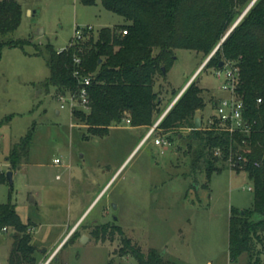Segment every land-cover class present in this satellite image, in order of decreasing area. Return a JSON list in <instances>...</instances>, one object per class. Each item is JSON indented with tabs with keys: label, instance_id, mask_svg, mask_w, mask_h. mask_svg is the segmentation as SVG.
Returning <instances> with one entry per match:
<instances>
[{
	"label": "rangeland",
	"instance_id": "obj_1",
	"mask_svg": "<svg viewBox=\"0 0 264 264\" xmlns=\"http://www.w3.org/2000/svg\"><path fill=\"white\" fill-rule=\"evenodd\" d=\"M18 1L23 6L22 23L7 38L25 39L30 45L5 47L0 58V173L5 176L0 177V203H13L29 225L36 255L42 256L47 248L45 259L68 224L73 226L86 211L50 259L54 258L52 264H138L121 250L125 237L144 252L156 248L176 264H232L231 209L253 206L252 182L246 172L228 162L210 179L204 169L193 171L190 128L169 133L157 129L138 145L158 119L151 127L137 129L125 118L108 135H92L73 115L80 102L61 99L53 87H44L49 69L44 54H35L36 46L44 49L52 43L57 50L66 48L76 26L86 25L93 27L97 40L103 27L117 28L128 21L105 9L99 0L91 6L80 0ZM28 8L35 12L29 14ZM213 51L205 55L175 50L176 59L166 76L158 74L155 83L162 110ZM194 79L204 90L206 105L198 116L202 127H207L215 102L226 93L213 66H203ZM31 128L28 158L11 169L6 157ZM157 136H170V144H155ZM9 170H13L12 184ZM103 224L108 232L98 236L95 228ZM16 233L12 227L0 232V264H9ZM261 260L264 264V247ZM246 261V256L239 260Z\"/></svg>",
	"mask_w": 264,
	"mask_h": 264
},
{
	"label": "trees",
	"instance_id": "obj_2",
	"mask_svg": "<svg viewBox=\"0 0 264 264\" xmlns=\"http://www.w3.org/2000/svg\"><path fill=\"white\" fill-rule=\"evenodd\" d=\"M80 1L88 6L98 2ZM99 1L105 9L128 22L117 28L103 27L97 40L92 31L86 32L82 39L73 37L62 51L52 43L46 44L44 49L36 46L35 54H44L49 69L44 87H53L58 97L67 94L78 96L83 80L90 77L91 84L87 86L88 108L75 109L73 115L77 123L86 126L92 135H108L110 128L125 118L133 127H151L165 111L161 109V97L155 90L157 75L166 76L162 67L169 70L176 59L175 50L189 49L209 55L225 38L205 67H217L221 61H231L238 66V92L246 103L248 116L255 122L252 135L230 134L215 122L207 127L195 128L198 111L206 105L204 90L196 79L182 92L158 127L166 133L180 128L191 129L189 148L193 171L204 169L210 179L220 165L231 161L236 170L247 173L253 186V206L250 209L232 207L229 254L232 264H241L239 260L243 256L247 257L245 264H262L264 0H255L251 6L253 0ZM22 18L23 6L18 0H0V58L5 47L24 49L30 45L25 39L7 38L8 34L19 28ZM229 29L231 32L227 35ZM122 30L127 33L123 34ZM259 98L261 102H258ZM2 125L0 122V136ZM33 131L34 128H31L11 148L6 157L11 169L20 167L27 160ZM217 148L222 150V156L215 155ZM240 156L241 159H238ZM0 177L3 179L4 173H0ZM28 226L13 203H0V232L10 227L18 232L9 264H39L37 247L27 232ZM107 232V226L95 228L98 236ZM121 250L131 254L138 264H176L156 248L144 252L128 237L122 238ZM53 260L48 264H52Z\"/></svg>",
	"mask_w": 264,
	"mask_h": 264
},
{
	"label": "built area",
	"instance_id": "obj_3",
	"mask_svg": "<svg viewBox=\"0 0 264 264\" xmlns=\"http://www.w3.org/2000/svg\"><path fill=\"white\" fill-rule=\"evenodd\" d=\"M92 29L93 27L91 25L88 26L86 25L83 28L76 26L75 38L82 39L86 34V32H90L92 31ZM122 32L123 34L127 33L126 30H122ZM64 49L65 48H61L59 49V51H62ZM215 52L216 49L207 58L203 66L206 65L208 60ZM76 61H79V59L76 58ZM203 66L201 68H203ZM214 70L216 77L218 78V80H220V89L224 91L226 95L217 99L214 113L208 119V125H211L212 123L215 122L219 125L220 129L230 134H241L244 137H250L254 132L255 122L248 116L246 103L242 95L238 92V85L240 82L238 66H236L234 62L228 61V62H224L223 67H219V66L214 67ZM195 76L193 78H190L186 87H188V85L194 80ZM90 84H91V78L86 77L83 80V87L81 88L78 96L75 94H67V95H62L60 98L61 99L68 98L71 99L72 102L74 99H76L77 101L80 102V106L86 109L88 108V104H89L87 86H89ZM182 92H180V94L174 99L173 103L171 104V107L179 98V96L182 94ZM261 101H262L261 98H259L258 102ZM61 108H65V105L62 104ZM165 114H163L160 117V119L155 123V125L149 130V132L145 136L144 141H147L149 138H151V136L154 135L156 130L159 129L158 125ZM155 144L164 147L169 145L170 141L167 137L157 136L155 137ZM222 154L223 152L220 148H217L215 150V155L222 156ZM238 159H241V156L238 157ZM55 162H60V160L56 158ZM230 164L235 166V164L232 163L231 161ZM249 189L253 190V186H250Z\"/></svg>",
	"mask_w": 264,
	"mask_h": 264
},
{
	"label": "crops",
	"instance_id": "obj_4",
	"mask_svg": "<svg viewBox=\"0 0 264 264\" xmlns=\"http://www.w3.org/2000/svg\"><path fill=\"white\" fill-rule=\"evenodd\" d=\"M28 10H32V9H30V8H28ZM206 61H204L201 65H200V67L197 69V71L193 74V76L191 77V78H193L198 72H199V70L201 69V67L204 65V63H205ZM187 84H188V82L184 85V87H182L180 90V92H182L184 89H185V87L187 86ZM180 94V93H179ZM173 103V102H172ZM172 103H170L167 107H166V109H165V111H164V114L170 109V107H171V104ZM161 106H162V104H161ZM57 113L58 114H61V111L60 110H57ZM160 119V118H159ZM158 119V120H159ZM202 123H203V119H202ZM135 128H137V129H143V128H145V126H142V127H135ZM149 130L150 129H148V132H149ZM147 132V133H148ZM147 133H146V135H147ZM145 135V136H146ZM145 136L143 137V139H141V141H140V143L138 144V145H141L143 142H144V139H145ZM145 143H146V141H145ZM98 198V197H97ZM96 198V199H97ZM96 199H94V201L91 203V205L95 202V200ZM86 212V211H85ZM85 212H84V214H85ZM84 214H82L80 217H79V219L73 224V226H70V224H68V229H67V231L66 230H63V232L65 233L63 236H62V234H63V232H62V234L60 235L62 238H61V240H60V242L59 243H57L55 246H54V248H53V250L51 251V253L44 259L43 257H45V255L48 253V249L46 248L45 249V252H42V256L40 255V256H38V259H39V264H47L49 261H50V259L52 258V256L56 253V251L58 250V248L60 247V245L63 243V241L71 234V232L78 226V224H79V222L81 221V219L83 218V216H84ZM60 227H63V223L62 224H60L59 225Z\"/></svg>",
	"mask_w": 264,
	"mask_h": 264
},
{
	"label": "water",
	"instance_id": "obj_5",
	"mask_svg": "<svg viewBox=\"0 0 264 264\" xmlns=\"http://www.w3.org/2000/svg\"><path fill=\"white\" fill-rule=\"evenodd\" d=\"M254 1L255 0H253L252 1V3L250 4V6L254 3ZM249 6V7H250ZM249 7L244 11V13L240 16V18L237 20V22L235 23V25L239 22V20L243 17V15L245 14V12H247V10L249 9ZM35 12V11H34ZM33 12V10H28V13L29 14H32V13H34ZM234 25V26H235ZM233 26V27H234ZM233 29V28H232ZM231 29V30H232ZM43 30V29H42ZM231 30L227 33V35L231 32ZM227 35H226V37H227ZM225 39V38H224ZM223 39V40H224ZM223 42V41H222ZM222 42H220L219 43V45L217 46V48H216V50L219 48V46L221 45V43ZM219 67H223L224 66V62L223 61H221L220 63H219V65H218ZM162 71H163V73L164 74H166L167 73V70H166V67H162ZM202 127V118L200 117V116H197L196 118H195V128H201ZM7 178H8V180H9V182H10V184H12L13 183V170H9L8 172H7ZM242 212H243V210H242ZM83 237H86L85 235L83 236ZM42 252H45V249L44 250H42Z\"/></svg>",
	"mask_w": 264,
	"mask_h": 264
},
{
	"label": "flooded vegetation",
	"instance_id": "obj_6",
	"mask_svg": "<svg viewBox=\"0 0 264 264\" xmlns=\"http://www.w3.org/2000/svg\"><path fill=\"white\" fill-rule=\"evenodd\" d=\"M113 207V206H112ZM114 208V207H113ZM113 219L115 220V221H117L118 220V217H117V215H114L113 216ZM104 226H106V224H103ZM81 237V236H80Z\"/></svg>",
	"mask_w": 264,
	"mask_h": 264
}]
</instances>
